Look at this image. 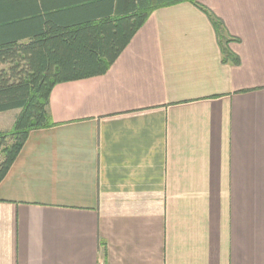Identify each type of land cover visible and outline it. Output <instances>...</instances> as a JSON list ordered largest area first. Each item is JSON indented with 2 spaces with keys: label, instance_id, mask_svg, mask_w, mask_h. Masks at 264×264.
<instances>
[{
  "label": "crops",
  "instance_id": "obj_1",
  "mask_svg": "<svg viewBox=\"0 0 264 264\" xmlns=\"http://www.w3.org/2000/svg\"><path fill=\"white\" fill-rule=\"evenodd\" d=\"M25 2L32 34L149 15L104 75L52 89L0 183V264H264V0Z\"/></svg>",
  "mask_w": 264,
  "mask_h": 264
},
{
  "label": "trees",
  "instance_id": "obj_2",
  "mask_svg": "<svg viewBox=\"0 0 264 264\" xmlns=\"http://www.w3.org/2000/svg\"><path fill=\"white\" fill-rule=\"evenodd\" d=\"M89 1L81 0L77 9L85 14ZM201 10L211 22L223 54L234 60L223 48L228 41L221 22L211 12ZM148 15L140 10L120 18L51 23L45 31L38 29L32 34L27 30L39 24V16L26 10L25 0H0V114L19 110L11 128L0 132V183L30 133L53 126L49 114L52 89L104 75ZM25 38L32 40L21 42Z\"/></svg>",
  "mask_w": 264,
  "mask_h": 264
},
{
  "label": "rangeland",
  "instance_id": "obj_3",
  "mask_svg": "<svg viewBox=\"0 0 264 264\" xmlns=\"http://www.w3.org/2000/svg\"><path fill=\"white\" fill-rule=\"evenodd\" d=\"M14 113H8L6 115H0V132L1 131H7L11 128V116H13Z\"/></svg>",
  "mask_w": 264,
  "mask_h": 264
}]
</instances>
